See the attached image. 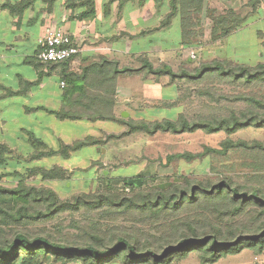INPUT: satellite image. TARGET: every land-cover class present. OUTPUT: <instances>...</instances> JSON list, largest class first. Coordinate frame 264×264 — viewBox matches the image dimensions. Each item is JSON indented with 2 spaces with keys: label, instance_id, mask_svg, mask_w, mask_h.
Returning a JSON list of instances; mask_svg holds the SVG:
<instances>
[{
  "label": "trees",
  "instance_id": "16d2710c",
  "mask_svg": "<svg viewBox=\"0 0 264 264\" xmlns=\"http://www.w3.org/2000/svg\"><path fill=\"white\" fill-rule=\"evenodd\" d=\"M66 1L68 8L77 6L71 4V0ZM125 1L120 0V4ZM259 1L250 0L249 4L254 8ZM203 3L204 0H168L170 12L157 29L168 27L178 15L180 45L199 43L203 35L199 25ZM83 4L86 11L82 17L92 18L94 0H84ZM229 13L215 17L214 10L208 12L213 24L212 42L226 38L244 25L245 17ZM137 60L140 62L138 69L118 70L115 63L114 74L167 77L168 83L178 92L182 89L183 96L162 102V106H177L179 99L193 96L207 101L209 112L192 119L182 113L174 120L120 119L127 128L122 135H109L103 140L86 138L62 146L61 153L69 156L70 152L82 147L102 145L111 138L137 133H224L226 138L220 143V149L205 147L201 153H178L167 158L168 162L191 163L207 157L208 173L199 178L177 174V179L167 178L166 182L152 188L146 185L142 175L136 177L142 181L140 186H129L130 179L112 182L101 175V189L61 199L52 189L29 184L18 173L0 171V182L8 175L16 179L14 187L0 184V264H46L47 261L59 264H180L191 255H196L201 264H216L242 248L255 255L263 252L264 140H233L232 136L250 128L264 129V64L250 66L213 60L201 63L192 71L185 67L174 71L165 64L153 67L144 56ZM34 61L40 64L36 57ZM220 86L232 91L223 93L217 89ZM217 106H224V113H210V109ZM28 138L36 151L30 159L55 154L31 135ZM232 150L242 151L249 158V162L239 165L245 169L241 179L229 175L232 165L223 164L220 169L213 164V158H226ZM11 154L8 146L0 144V170ZM66 178V171L58 167L41 171L43 181ZM119 219H123L121 224ZM136 224L140 228H136Z\"/></svg>",
  "mask_w": 264,
  "mask_h": 264
},
{
  "label": "crops",
  "instance_id": "0c3cea01",
  "mask_svg": "<svg viewBox=\"0 0 264 264\" xmlns=\"http://www.w3.org/2000/svg\"><path fill=\"white\" fill-rule=\"evenodd\" d=\"M223 1L204 0V7ZM83 3L84 0H71V4L77 6L68 8L66 0H0V144L12 150L0 171L18 173L26 182L33 177L35 180L30 181L36 186L53 183L52 188L46 187L58 195L64 194L62 198L72 192L87 193L100 188L102 185L84 191L73 189L92 181L101 182L102 176L109 177L116 166L107 170V163L116 153H121L114 145L120 140L114 138L102 145L82 147L69 156L61 153L62 146L86 138L103 140L109 135L120 136L127 131L120 119L144 121L139 115L141 97L145 103H157L158 100L151 97L163 88L176 92L167 77L156 79L144 73L115 75L110 66L115 67L117 63L118 70L138 69L137 58L141 56L153 67L165 64L164 61L168 63L161 37L172 29L179 37L176 45L168 50L176 52L177 57L171 60V66L165 65L176 71L184 60L178 52L181 50L178 15L168 27L157 29L170 12L168 0H127L123 4L120 0H94L95 15L89 19L82 17L86 11ZM58 29L74 37L80 46L79 55L62 64H38L34 57L39 39L47 31ZM135 81L146 87L144 95L142 86L134 89L131 85ZM137 90L139 96H132L131 92ZM29 135L55 154L30 159L36 151L28 141ZM14 138L16 141L12 142ZM84 149L88 166L65 165L72 154ZM46 159L54 163L47 168L34 165ZM54 167L66 171L68 178L41 180V171ZM88 170H92L94 176H83ZM139 171L119 179H134L142 175ZM0 184L14 187L16 179L13 175L4 176Z\"/></svg>",
  "mask_w": 264,
  "mask_h": 264
},
{
  "label": "rangeland",
  "instance_id": "374dc122",
  "mask_svg": "<svg viewBox=\"0 0 264 264\" xmlns=\"http://www.w3.org/2000/svg\"><path fill=\"white\" fill-rule=\"evenodd\" d=\"M250 0H224L223 2L214 5L211 4L204 7L200 20V29L203 35L199 43L188 45L186 47H181L178 52L180 58L183 60V65L176 68V71L180 68L188 69L192 71L195 67L201 63L211 62L213 60L219 61H230L233 64H246L254 66L256 64H264V0L258 2V4L253 8L249 4ZM211 10L215 11L214 16L230 14L229 12L238 15L239 17L246 18L244 25L233 32L224 39H218L215 42L210 40L212 20L208 17V12ZM179 35L177 31L173 29L169 33L164 34L161 39L164 46L163 55L165 56V64L171 66L172 62L177 57L176 52L168 50L172 48L171 46L176 45V40ZM191 53H194V58L191 59ZM113 70L116 69L114 66ZM123 74V73H118ZM131 85L136 87L142 86V84H136V81ZM144 85L142 86L144 95ZM223 93L230 94L232 91L227 86H220L217 88ZM183 93L182 89L178 92L172 88H163L161 92L156 94V96L151 97L155 102H148L140 99V116L144 121H162V120H174L179 113L185 115L188 119H192L197 115L206 114L209 110L206 108L207 101L199 100L190 96V98L179 99L177 106L167 108L166 105L162 106V102L175 101ZM139 91L132 93V96H139ZM161 95V97H160ZM225 104V103H224ZM145 105V106H144ZM144 106V107H143ZM227 106V104H225ZM224 106H217L210 109V113L213 111L217 113H224ZM221 111V112H220ZM83 130V129H82ZM82 130H78L81 133ZM226 138L224 133L218 134H205L201 131H196L194 133H179L174 134L170 132H157L154 135H148L145 133H137L129 136L128 138H120V141H115L114 145L117 150L121 153H116L115 157H111L110 161L107 163V170L115 167L111 170L109 177L112 182H116L117 179L122 177H130L136 171L142 172V176L146 182V185L150 188L157 187L159 184L166 182L167 178L177 179L178 175H194L197 178L202 177L209 171L208 158L205 157L203 160H194L191 163H186L182 160H175L173 162H168L167 158L171 155L178 153H201L205 147L220 149V143ZM233 140H244L253 141L264 140V129H247L240 131L232 136ZM16 138L12 140L15 142ZM22 148V147H21ZM88 150V154H90ZM87 150H81L75 154H72L70 161L67 164L78 163L80 167L89 165L86 162ZM129 160V161H128ZM249 158L245 156V153L239 150L229 151L226 158L215 157L213 158V164L221 169V165H232L229 175L234 178L241 179V175L245 173V169L241 168L239 165L242 163H247ZM127 161V162H126ZM50 163H54L52 159H46L36 162L34 165L37 167L47 168ZM21 165V163H19ZM120 165V166H119ZM23 166V165H22ZM21 167V166H19ZM87 168V167H86ZM79 175L78 173H75ZM104 171L100 172L103 175ZM83 176L88 178L94 176L92 170H88ZM154 179L151 181V179ZM30 180H35L33 177L29 178L28 182L31 184ZM48 187L53 186V183H46ZM103 182L92 181L89 185H83L74 187L73 189L81 188V191L91 190L95 187L100 186ZM67 187V185H66ZM52 188V187H51ZM102 186H100V189ZM97 188L93 191L95 192ZM78 192L69 193L66 198H62L65 195H58L61 199H67L71 196L77 194ZM80 193V192H79ZM78 217V215H76ZM123 219H119L118 223L121 224ZM124 224V223H123ZM129 223L125 222V226ZM136 228H140L139 224L135 225ZM46 264H59L52 261H47ZM79 264V263H74ZM120 264V263H116ZM180 264H201L196 255H191L186 258ZM216 264H264V250L261 254L255 255L253 251L242 248L238 253L234 255H228L222 258Z\"/></svg>",
  "mask_w": 264,
  "mask_h": 264
},
{
  "label": "built area",
  "instance_id": "2783aa9c",
  "mask_svg": "<svg viewBox=\"0 0 264 264\" xmlns=\"http://www.w3.org/2000/svg\"><path fill=\"white\" fill-rule=\"evenodd\" d=\"M80 53V46L74 37L60 29L50 30L39 39L38 52L35 55L41 64H58L69 61ZM194 53H191V59ZM63 87V83H61Z\"/></svg>",
  "mask_w": 264,
  "mask_h": 264
},
{
  "label": "water",
  "instance_id": "95a60500",
  "mask_svg": "<svg viewBox=\"0 0 264 264\" xmlns=\"http://www.w3.org/2000/svg\"><path fill=\"white\" fill-rule=\"evenodd\" d=\"M127 184L129 186H131V185L140 186L142 184V181L140 179L134 178V179L128 180Z\"/></svg>",
  "mask_w": 264,
  "mask_h": 264
}]
</instances>
